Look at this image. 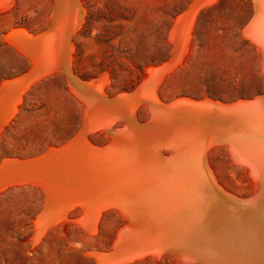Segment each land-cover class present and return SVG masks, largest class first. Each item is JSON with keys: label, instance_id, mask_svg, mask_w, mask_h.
Listing matches in <instances>:
<instances>
[{"label": "bare ground", "instance_id": "1", "mask_svg": "<svg viewBox=\"0 0 264 264\" xmlns=\"http://www.w3.org/2000/svg\"><path fill=\"white\" fill-rule=\"evenodd\" d=\"M11 1L0 0V11ZM50 1L53 11L49 21L54 15L60 47L46 45V35L40 36L44 44L35 41L32 45V38L19 30L5 38L30 58L41 74L53 69L60 72L69 91L83 105L79 131L60 149H49L50 158H44L46 169L30 172L16 160L0 164V188L29 182L44 194V206L34 223L35 238L68 220L72 206L65 198L72 190L78 196L75 204L82 210L80 224L89 233L96 232L95 223L104 209L115 208L126 220L110 253H89L95 264H125L165 252L185 264H264V98L256 106L237 108L251 99L235 101L237 106L232 107L228 105L233 102L208 98L163 101L156 90L161 75L185 53L189 16L203 0H194L191 12L177 20L170 32L171 54L176 56L159 70L152 72V68V78L142 81L134 94L119 93L115 100L104 91V77L81 81L71 70L68 39L81 24L84 12L79 0ZM253 2L255 18L244 32L262 55L264 73V0ZM32 81L23 78L2 84L0 124L12 116L19 93ZM167 103L173 106H159ZM139 104L149 113L146 124L138 120ZM93 132L102 133L105 146L88 143L87 134ZM215 144L224 146L231 159L247 170L249 199L223 193L213 178L207 151Z\"/></svg>", "mask_w": 264, "mask_h": 264}, {"label": "rangeland", "instance_id": "2", "mask_svg": "<svg viewBox=\"0 0 264 264\" xmlns=\"http://www.w3.org/2000/svg\"><path fill=\"white\" fill-rule=\"evenodd\" d=\"M192 1L79 0L84 13L70 54L71 63L80 72L79 79L89 82L104 77L107 82L104 91L112 98L123 92L134 94L144 81L152 78V68V72L159 70L174 57L167 34L182 15L172 26L171 14L186 9ZM236 6L252 7V0H219L213 7ZM50 10L48 0H12L7 9L0 11V87L6 83L4 79L16 75L25 66L20 56L5 44L7 34L16 29L31 33L43 29ZM209 17L197 16L193 27L192 21V30L183 47L185 53L178 56L157 84L161 100L208 98L229 104L264 95V73L256 47L243 36V31L211 25ZM19 31L30 37L25 34L27 31ZM25 103L13 125L2 128L4 122L0 126V164L5 160L25 162L51 147L50 144L73 137L80 129L83 117L80 106L76 108L55 81L49 87L33 90ZM140 106L137 117L146 124L149 113L144 104ZM87 138L96 147L107 143L101 132L88 133ZM52 146L57 148L61 144ZM207 161L223 193L237 196L238 200L249 197L248 172L231 159L224 146H211ZM18 183L22 182L0 188V264H95L90 252H111L118 231L126 223L115 208L99 213L95 233L81 226L82 210L74 207L67 211L69 221L56 223L35 238L34 223L44 196L37 186ZM158 257L146 255L125 264H185L172 253Z\"/></svg>", "mask_w": 264, "mask_h": 264}, {"label": "crops", "instance_id": "3", "mask_svg": "<svg viewBox=\"0 0 264 264\" xmlns=\"http://www.w3.org/2000/svg\"><path fill=\"white\" fill-rule=\"evenodd\" d=\"M49 2H50V4H51V10H50V14H51V11H53V6H52V2L50 1V0H48ZM209 0H203L202 2L203 3H199L197 6H195L194 7V9L192 10V15H190L189 16V19H190V22H189V20H188V22H189V30L188 31H191L192 30V28H191V22L193 21V24H192V27H193V25L195 24V22H196V17L197 16H200V15H204V16H210L209 18V22L211 23V25H217L218 27L220 26V27H225V26H230L231 28H233L232 30H235V31H238V30H240V32L241 31H243L242 33H243V36L245 37V38H247L248 40H249V38L245 35V29H246V27H247V24L249 25V24H251L252 22H253V20H254V18H255V6H254V2H253V0H252V7H248V8H246L245 9V7H242V8H239V6H236V8H228V7H213L215 4H218L219 3V0H210L209 2H208ZM193 3H194V0L192 1ZM191 2V3H192ZM193 3L192 4H189L187 7H186V9H184V10H179V11H177V10H175L176 12H174L173 11V13L171 14V16L173 17L172 18V26H173V24H174V21L180 16V15H182L181 17H183V16H185L186 14H188V13H190L191 11V6L193 5ZM201 4H202V6H201ZM173 5V4H172ZM174 6V5H173ZM185 12V13H184ZM49 14V15H50ZM207 14V15H206ZM195 16V17H194ZM55 17H56V14H55ZM180 17V18H181ZM193 17H194V20H193ZM247 17V18H246ZM54 20V15H53V18H51L50 19V21H49V23L47 22V24L45 25V27L43 28V29H41V30H39V31H37V32H34V33H31V32H28L27 30H25V29H16V30H24L28 35H30V37L32 38V40L33 41H31L30 40V43L31 42H34V43H31L32 45H36L37 43H38V45H39V43H40V38L42 37H45V35H46V37L45 38H43V39H47L48 38V40L47 41H45V44L47 43L48 44V46L50 45V44H52V46H53V48H56V46L58 47H60V44H61V42H60V44H59V40H60V38H58L59 36H55V35H59V29L57 28V27H55V20ZM204 20H206V19H204ZM175 24H176V22H175ZM174 24V25H175ZM174 27V26H173ZM213 27V26H212ZM57 28V29H56ZM190 28H191V30H190ZM56 29V30H55ZM171 29H172V27H171ZM170 29V30H171ZM51 30V31H50ZM54 30V31H53ZM58 30V31H57ZM79 30H80V27H78L77 28V30L74 32V33H72L71 34V36L69 37L70 39H68V44H71V47H72V45H73V40L74 39H76L77 38V36H78V32H79ZM170 30L168 31V34H167V40H168V38L170 39V37H168L169 36V32H170ZM53 31V32H52ZM45 32V33H44ZM48 32V33H47ZM50 32L52 33V34H50ZM56 32V33H55ZM58 32V33H57ZM11 33V32H10ZM40 33H42V34H40ZM32 34V35H31ZM54 34V35H53ZM62 34H63V32H62ZM42 35V36H41ZM64 35V34H63ZM62 35V36H63ZM41 36V37H40ZM52 36V37H51ZM55 36V37H54ZM179 36H180V34L178 33V38H179ZM33 37H34V39H33ZM37 37V38H36ZM53 37H54V39L56 38H58L57 39V41H56V39L54 40L53 39ZM39 38V40L37 41V39ZM43 39H41V43L42 44H44V41H43ZM53 39V40H52ZM37 43H36V42ZM49 41V42H48ZM187 41V40H186ZM250 41V40H249ZM58 42V43H57ZM76 42V41H75ZM177 42V41H176ZM179 42V41H178ZM251 42V41H250ZM36 43V44H35ZM40 43V44H41ZM55 43V44H54ZM252 43V42H251ZM8 47H10L15 53H17V55H19L20 57V60L22 61V63H23V65H25L24 66V68L19 72V73H17L16 75H13V76H10V77H8V78H6V79H4L3 80V82H12V81H17V80H19V79H23V78H26V79H31V78H33L34 79V81H32V83H30V85H29V87L22 93V95H21V100H20V102H19V104H17L16 105V108H15V112H14V114H13V116L2 126V128H7V127H9L10 125H13L14 124V121H16V118H17V115L19 114V112H20V108H23L24 106H25V99L27 98V96H28V98H29V94L33 91V90H35L36 88H39L40 86H43V87H49L50 86V84L53 82V81H55L57 84H59V86L61 87V89L65 92V94L67 95V97H69L72 101H73V103H74V105H75V107L76 108H79V106H80V108H81V110H82V103H80V100L75 96V95H73V93L71 92V91H69V89H67V86H66V84H65V82H64V77L62 76V74L60 73V72H58L57 70H49V72L47 73V74H45V75H43V74H41V69L40 68H38L35 64H34V62L30 59V58H28L26 55H24V54H22V53H20V52H18L14 47H12L11 45H9L7 42L5 43ZM46 44V45H47ZM90 45H97V46H99V44H95V43H92V44H90ZM253 45L255 46V44L253 43ZM52 46H49V47H51L52 48ZM168 46L169 47H172V44H171V42L169 43V41H168ZM57 50V49H56ZM256 51H257V53H258V55H259V57H260V60H261V63H262V55H261V53H260V51L258 50V48L256 47ZM53 52V51H52ZM53 54H54V52H53ZM55 55V54H54ZM174 56H176L175 54H174ZM23 57V58H22ZM52 57V59L53 60H55V56H51ZM72 58H71V55H70V60H69V63H70V67H71V70L73 71V73H74V75L75 76H77L78 78H80V72L76 69V67L71 63V60ZM261 66H262V70H263V65L261 64ZM51 71V72H50ZM53 71V72H52ZM263 72V71H262ZM36 79V80H35ZM87 81V80H86ZM94 81V80H93ZM96 81V80H95ZM2 82V83H3ZM90 82V81H89ZM1 83V84H2ZM11 84V83H10ZM28 104H29V102H28ZM27 106V105H26ZM83 111V110H82ZM82 122V121H81ZM2 124H0V126H1ZM76 135H74L73 137H71V138H65L63 141H59L58 140V142L56 143V144H54V143H52V144H50L51 145V147H46L41 153H39V154H37V155H35V156H33V157H30V158H28L29 160H27V159H24V160H27V161H25V162H20L21 164H22V166H23V168H27L26 170H29L30 172L31 171H33V170H36V169H41V168H44V169H46L47 167H48V164L47 163H45V157H47L48 159L50 158V155L51 154H48L49 152V149L50 148H54V150H56V149H60L61 147H62V145H65V144H67V143H69L71 140L70 139H73L74 137H75ZM59 144H61V146H59V147H57V148H55L56 146H52V145H59ZM41 155V156H40ZM8 159H17V160H20V159H18V158H12V157H7ZM45 158V159H44ZM44 159V160H43ZM40 160H43L41 163H39V162H37V161H40ZM23 161V160H22ZM35 161V162H34ZM26 163V164H25ZM39 163V164H38ZM36 164V165H35ZM45 165V167H44V165ZM42 165V166H41ZM35 166V167H34ZM37 166V167H36ZM16 173V172H15ZM14 173V174H15ZM1 178H2V175L0 174V180H1ZM18 184H24V183H18ZM31 183H29V182H25V185H30ZM12 185H15V184H12ZM31 185H33V184H31ZM30 185V186H31ZM34 186H36V185H34ZM38 187V186H37ZM39 188V187H38ZM37 188V189H38ZM40 190H41V188H39ZM42 191V190H41ZM42 194H43V192H42ZM43 196H44V194H43ZM67 197L65 198V201H66V203H67V205H69V206H72V208H74V207H76V208H80V206L78 205V204H75L76 202V199L78 198V196H77V193H75V191H72L71 190V192H69L68 191V194L66 195ZM68 202H71V204L70 203H68ZM74 205V206H73ZM43 206H44V197H43V205H42V208H43Z\"/></svg>", "mask_w": 264, "mask_h": 264}, {"label": "water", "instance_id": "4", "mask_svg": "<svg viewBox=\"0 0 264 264\" xmlns=\"http://www.w3.org/2000/svg\"><path fill=\"white\" fill-rule=\"evenodd\" d=\"M64 36V35H63ZM115 98H117V97H114V100H115ZM262 98H264V95H262V96H258L257 98H254V99H252V100H250V101H247L246 103H244V104H242L243 106H241V107H237V108H244V107H246V108H248V107H253V106H256V104L257 103H259L260 101H261V99ZM161 108H169V107H171V106H173V105H171V104H168V105H164V104H160L159 105ZM229 107H232V106H237V105H235V103H233V104H231V105H228ZM201 149V148H200ZM252 195H253V193H252ZM251 195V196H252ZM256 195V194H255ZM251 196H250V198H251ZM248 199H249V197H248Z\"/></svg>", "mask_w": 264, "mask_h": 264}]
</instances>
